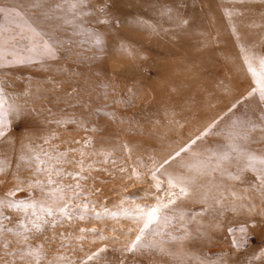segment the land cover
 <instances>
[{
	"label": "rangeland",
	"instance_id": "rangeland-1",
	"mask_svg": "<svg viewBox=\"0 0 264 264\" xmlns=\"http://www.w3.org/2000/svg\"><path fill=\"white\" fill-rule=\"evenodd\" d=\"M39 2L0 0L6 37L32 36L31 24L56 47L55 58L24 63L27 39L0 53V264H81L105 246L99 264H264V200L251 171L233 185L209 164L196 185L207 201L198 194L162 210L170 223L145 237L158 247L127 251L141 225L124 215L166 195L151 173L193 140L181 156L194 166L233 142L264 156V99L245 62L255 57L259 71L264 58V0H85L75 17L70 0ZM57 3L63 11L46 18ZM234 124L248 139L229 138ZM186 171L172 162L157 176ZM229 187L255 194L232 203ZM53 191L71 220L46 216ZM84 203L86 212L76 207ZM38 217L58 222L37 231Z\"/></svg>",
	"mask_w": 264,
	"mask_h": 264
},
{
	"label": "snow or ice",
	"instance_id": "snow-or-ice-1",
	"mask_svg": "<svg viewBox=\"0 0 264 264\" xmlns=\"http://www.w3.org/2000/svg\"><path fill=\"white\" fill-rule=\"evenodd\" d=\"M69 2V0H66ZM85 0H70L69 2V10L73 12V16L75 17L76 9L80 4H83ZM238 2L243 3L244 0H238ZM34 8H42V3L39 0H33L31 5ZM57 10L63 11V6L59 3L51 6L47 12H45V17L50 18L48 16V12H51V18H56ZM7 9L0 7V13L6 12ZM16 15H20L19 12L15 13ZM70 20H65L64 23H71ZM27 23V22H26ZM29 31L33 34L25 38L22 33H17L15 36L6 37L4 35V30L0 28V53L4 49L7 48L9 44L13 41H16V44H13L15 48L19 44V40L27 39L29 46L26 48V51L30 53V55L26 58H18L16 62L24 63L27 61H36V60H43L46 58H55L56 56V47L55 45L50 42V39L45 38V34L38 30L36 27L32 26L31 24H27ZM39 38V39H36ZM96 42L99 43V39L96 38ZM253 59L255 57H251L248 54L245 55V62L248 64V70L252 73L255 83L257 85V89H253V93L257 90L260 93L262 99H264V58L258 59L259 64V71L255 67H253ZM2 91V89H0ZM7 104V101L0 96V128H2L4 124L3 117L6 115V110L4 109V105ZM213 125L209 126V129H206L204 133L197 139H201L204 135L210 134V129ZM233 130L228 132V136L230 139L235 141L236 139L246 140L248 139L247 131L245 130L243 134L238 131H235L236 125L232 126ZM3 131L0 130V136H3ZM196 141L193 140L191 144H195ZM191 144L181 148L177 151L173 156H170L162 161H160L157 165H155L154 170L151 173V179L154 181V186L159 192L163 185L167 184L166 195L164 197L157 196L156 202L153 205H136L133 210H126L124 215L126 218L131 219L133 222L141 225L138 230L137 234L135 235V239L132 240L129 245L127 246V251L136 252L137 250H143L145 248H152L158 247V242L153 239L151 242L145 239L146 236L149 237H157L163 234L164 228L170 223L171 217L167 215H162V210L168 209L171 205H174L177 200L182 198H189L192 196L198 195V188L196 185L198 184L199 177L206 174V169L209 164H213L212 167L213 172H220L222 177H226L227 181L231 182L233 185L239 183L244 185L246 183V176L245 173L251 171L255 174V188L256 191L259 193V196L262 200H264V156H257L250 151L242 149L238 144L235 142L230 143L228 145V150L221 151V152H212L211 155L208 157L207 162L201 161L199 165L194 166L191 163L185 162L181 156L182 153H187L191 149ZM177 158H180L179 160ZM38 159V158H37ZM172 162H176L180 165L181 168L186 169V172L173 175L171 173L168 174L166 181H161L157 176V173L164 168L165 165H170ZM43 163V161H40ZM235 164V171L231 170V165ZM39 170V168H38ZM123 170V169H122ZM2 171V169H0ZM59 174V173H57ZM37 183H40L37 181ZM48 183L52 184L51 176L48 178ZM251 186V185H249ZM71 187V186H69ZM77 187L79 185L77 184ZM19 190V189H18ZM63 190L61 189V192ZM229 192V195L233 198L232 203H236V201H243L247 198H250L251 195L255 193H248L244 194L238 192L235 187H229L226 189ZM74 194L78 197L79 194ZM9 195H15L14 192H10ZM201 198V202L207 201V195L199 194ZM49 198L52 200V204L48 205L45 208V214L47 217H53L57 214L64 216L65 218L71 220L72 214L69 211L71 208L70 203L65 199L63 195L56 196L55 192L48 193ZM223 197L221 196L220 199L216 200V203H220ZM3 201H0V204H3ZM9 207H21L19 204L10 203ZM28 207L35 208V204H31ZM77 208L83 209L85 212L88 210V205L86 203L77 205ZM21 210L27 211V208H22ZM107 212V210H105ZM3 215V213H0ZM35 215V213H33ZM97 217L100 213H94ZM113 218L117 217L119 213H109ZM80 219H84L85 216L83 212L79 216ZM39 222L33 221V226L37 231H42V226L45 224H55L58 221L52 220L49 221L47 219L37 218ZM23 227H27L23 221L20 222ZM155 226V227H153ZM81 231H85L81 229ZM90 231L95 232V229H91ZM131 231V229H129ZM243 231V230H242ZM23 239L25 241L28 240V236L24 235ZM101 239H104L101 236ZM234 244L239 246V243L234 241ZM107 246L101 247L96 251L92 252L90 255L87 256L86 260H83L81 264H89L91 261L99 262L103 259V253L107 251ZM161 251L163 249L161 248ZM39 259V257H38Z\"/></svg>",
	"mask_w": 264,
	"mask_h": 264
}]
</instances>
